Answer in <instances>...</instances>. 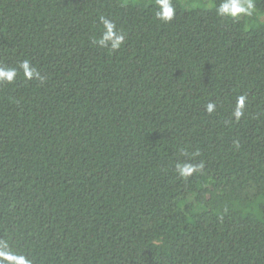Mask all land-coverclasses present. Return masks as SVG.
<instances>
[{"label":"trees","instance_id":"1","mask_svg":"<svg viewBox=\"0 0 264 264\" xmlns=\"http://www.w3.org/2000/svg\"><path fill=\"white\" fill-rule=\"evenodd\" d=\"M252 2L230 18L221 0H172L165 23L155 0H0V67L17 69L0 81L12 254L264 264V0ZM100 16L125 34L116 51L94 42ZM178 163L203 167L183 178Z\"/></svg>","mask_w":264,"mask_h":264},{"label":"clouds","instance_id":"2","mask_svg":"<svg viewBox=\"0 0 264 264\" xmlns=\"http://www.w3.org/2000/svg\"><path fill=\"white\" fill-rule=\"evenodd\" d=\"M157 11L155 13L156 18L162 22H170L175 15V7L172 0H155ZM254 5L252 0H221V3L216 6V13L220 17L239 18L241 15H252ZM100 23L103 25V32L100 38L94 41L98 46L102 48H108L110 51L118 50L125 41V34L122 31H118L115 23L107 19L104 16L99 17ZM20 69L27 79L33 77L41 79L39 73L35 68L31 67L29 61L25 60L19 65ZM17 75V69L0 67V81H6L12 83ZM245 96L238 97L234 117L239 120L243 115V109L245 104ZM215 110V104L209 103L206 106V111L212 113ZM203 165H192L189 163H178L176 170L178 174L187 178L197 171L198 168H202ZM0 260L6 261L7 264H31V261L27 260L23 255L12 254L7 242L0 241Z\"/></svg>","mask_w":264,"mask_h":264}]
</instances>
